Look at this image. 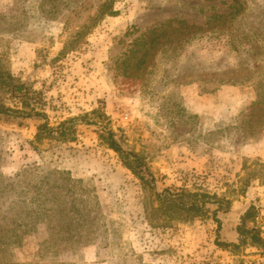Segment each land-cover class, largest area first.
Returning a JSON list of instances; mask_svg holds the SVG:
<instances>
[{"label": "rangeland", "instance_id": "rangeland-1", "mask_svg": "<svg viewBox=\"0 0 264 264\" xmlns=\"http://www.w3.org/2000/svg\"><path fill=\"white\" fill-rule=\"evenodd\" d=\"M0 66L43 114H0V264H264L219 247L210 216L145 213L164 188L215 193L222 225L252 205L264 240V0H0Z\"/></svg>", "mask_w": 264, "mask_h": 264}, {"label": "trees", "instance_id": "trees-1", "mask_svg": "<svg viewBox=\"0 0 264 264\" xmlns=\"http://www.w3.org/2000/svg\"><path fill=\"white\" fill-rule=\"evenodd\" d=\"M107 2H103L102 9L107 7ZM152 33L153 30H150ZM84 34V31L76 33L73 40H77ZM154 39V37L152 38ZM140 40V39H139ZM138 40H135V42ZM127 74L126 70L123 72ZM0 89L7 92L11 98H16L20 101V108H10L5 105L0 99V114H18L22 117H28L30 115H43L40 112L34 110V107L29 108L28 112L24 109L28 107L27 97L29 96L28 87L21 82L17 77L12 75L6 67L0 66ZM86 116H83L84 118ZM73 120V119H71ZM69 120L62 121L56 127H49L45 123H41L37 127L36 136H42V133H56L57 138L65 139L67 136V130L71 126H68ZM68 139V138H67ZM102 141L117 153L122 161V164L130 169L140 180L143 185V189L147 186L151 188V182H153L152 174L143 169V162L140 154L127 151L121 145L123 141V135L119 132H114L111 128L103 126V133L101 134ZM153 186V185H152ZM155 200L157 201V207H148L145 205L146 219L150 225L153 224V216L157 214L155 218L165 220H190L196 218H203L210 216L217 225V232L222 227L221 219L218 217V213H228L231 202L226 200L225 197H217L215 193H208L196 189H171L164 188L160 193H153ZM210 204H214V208H210ZM210 205V206H209ZM254 206L249 205L240 215L239 221L236 224L234 230L236 232L235 241H225L222 236L217 239L216 244L223 248L230 250L231 253L237 254L238 249L245 243L256 244L264 250V240L260 237L255 226H247L249 222L254 221ZM225 214V215H226ZM160 226L166 224H159ZM221 235V233H220ZM63 242V241H62Z\"/></svg>", "mask_w": 264, "mask_h": 264}, {"label": "crops", "instance_id": "crops-1", "mask_svg": "<svg viewBox=\"0 0 264 264\" xmlns=\"http://www.w3.org/2000/svg\"><path fill=\"white\" fill-rule=\"evenodd\" d=\"M237 223H238V221H236L231 226H229V223L226 225H224V224L222 225L220 232H221V236H222L223 240H225V241H235L236 240V232H235L234 228H235Z\"/></svg>", "mask_w": 264, "mask_h": 264}]
</instances>
